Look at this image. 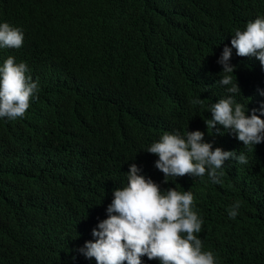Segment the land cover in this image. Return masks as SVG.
Returning <instances> with one entry per match:
<instances>
[{
	"label": "trees",
	"instance_id": "trees-1",
	"mask_svg": "<svg viewBox=\"0 0 264 264\" xmlns=\"http://www.w3.org/2000/svg\"><path fill=\"white\" fill-rule=\"evenodd\" d=\"M256 18L264 0H0V23L23 33L22 47L0 48V66L24 62L38 84L22 118H0V264H96L79 249L133 163L162 191L193 194L198 238L217 264H264V142L249 151L205 124L229 95L219 83L232 75L218 63L225 46L234 99L264 119V68L230 43ZM186 130L248 163L227 160L220 184L207 174L165 183L146 149Z\"/></svg>",
	"mask_w": 264,
	"mask_h": 264
},
{
	"label": "clouds",
	"instance_id": "clouds-1",
	"mask_svg": "<svg viewBox=\"0 0 264 264\" xmlns=\"http://www.w3.org/2000/svg\"><path fill=\"white\" fill-rule=\"evenodd\" d=\"M240 57H255L264 68V18H256L246 24L243 31L237 30L230 41ZM23 33L7 22L0 23V48H20ZM232 51L225 46L218 60L224 75L219 83L226 88L227 95L210 106L211 118L205 119L209 134L222 125L231 130L236 139L249 151L254 145L264 142V119L246 115L245 105L237 102L233 94H240L238 84L233 82L234 65H230ZM38 91V84L28 75L24 62L16 63L9 56L0 66V118L15 120L22 118ZM201 104L202 99L193 101ZM264 115V105L259 109ZM158 157L155 167L163 173L164 182L169 177H202L207 174L213 183H222L220 177L224 163L235 159L247 164L245 154L213 148L204 142V133L187 131L186 135L165 132L157 142L146 149ZM136 164L129 165L127 185L113 189V199L107 206V217L92 229L94 240L85 241L80 252L96 264H142L141 257L158 260L160 264H217L212 251L203 250L198 235L203 221L193 210L194 196L190 191L180 192L175 187L162 191L150 178L138 174ZM240 209L236 201L227 211L235 218Z\"/></svg>",
	"mask_w": 264,
	"mask_h": 264
}]
</instances>
